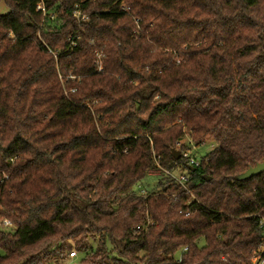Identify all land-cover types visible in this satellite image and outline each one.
Here are the masks:
<instances>
[{
	"label": "trees",
	"instance_id": "16d2710c",
	"mask_svg": "<svg viewBox=\"0 0 264 264\" xmlns=\"http://www.w3.org/2000/svg\"><path fill=\"white\" fill-rule=\"evenodd\" d=\"M42 1L0 0V264H250L264 0Z\"/></svg>",
	"mask_w": 264,
	"mask_h": 264
},
{
	"label": "built area",
	"instance_id": "2783aa9c",
	"mask_svg": "<svg viewBox=\"0 0 264 264\" xmlns=\"http://www.w3.org/2000/svg\"><path fill=\"white\" fill-rule=\"evenodd\" d=\"M37 9L41 11L43 14H45V7L43 4V1L40 0V2L37 5ZM74 16L76 18H80V11L76 10L74 12ZM83 20H85V17H83ZM213 148V146L211 145ZM180 157H182L185 161V166H190L192 168H197L200 166V158H197L192 154V149H189L183 153H180ZM160 169V168H159ZM160 172L164 173L167 177H169L174 183L180 185L183 187L187 193L190 194V191L187 188V183L189 182V176L184 173H176V170L173 171H167L160 169ZM157 172V173H160ZM142 194L144 195L145 192L142 191ZM0 226H2L4 229L11 230L14 228L13 223L9 220H2L0 221ZM260 226L262 229H264V218L260 220ZM139 229V228H138ZM188 249L185 248L184 251L186 252ZM71 258L75 257V253H70ZM250 264H264V237H263V243L260 247L259 253L251 260Z\"/></svg>",
	"mask_w": 264,
	"mask_h": 264
},
{
	"label": "rangeland",
	"instance_id": "374dc122",
	"mask_svg": "<svg viewBox=\"0 0 264 264\" xmlns=\"http://www.w3.org/2000/svg\"><path fill=\"white\" fill-rule=\"evenodd\" d=\"M8 12V9L3 5L1 4L0 5V13L2 14H6ZM192 154L194 156H196L197 158H202L203 156H205L207 153H209L211 150H212V147L210 144H203V145H200L198 147H192ZM176 173H184V174H187V171L186 169L184 168H181V169H176ZM152 176H150L147 180V184L152 187V188H155V189H158V182H159V173L155 172V173H152L151 174ZM75 258V257H74ZM73 258V259H74ZM76 261L75 259L72 260L71 256H70V259L69 260H65L63 262H59L57 264H74L73 262Z\"/></svg>",
	"mask_w": 264,
	"mask_h": 264
},
{
	"label": "water",
	"instance_id": "95a60500",
	"mask_svg": "<svg viewBox=\"0 0 264 264\" xmlns=\"http://www.w3.org/2000/svg\"><path fill=\"white\" fill-rule=\"evenodd\" d=\"M173 156L175 159H179L180 158V152L179 151H173ZM186 168L189 171H194L195 168H192L190 166H186ZM264 172V162L257 164L255 167H251L249 168L247 171H245L244 173L240 174L239 176H237V180L238 181H245L248 179H251L253 177H256L258 175H260L261 173Z\"/></svg>",
	"mask_w": 264,
	"mask_h": 264
}]
</instances>
